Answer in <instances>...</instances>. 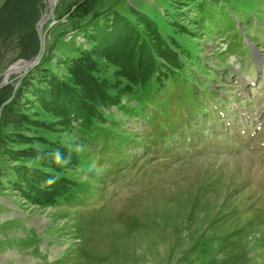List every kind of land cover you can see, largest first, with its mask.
<instances>
[{"label": "rangeland", "instance_id": "rangeland-1", "mask_svg": "<svg viewBox=\"0 0 264 264\" xmlns=\"http://www.w3.org/2000/svg\"><path fill=\"white\" fill-rule=\"evenodd\" d=\"M76 1L57 0L46 22L45 49L57 43L56 61L89 44L67 29ZM210 1L212 9L224 5L235 24L224 25L222 12L202 17L192 0H100L133 20L134 10L154 18L197 56L186 60L189 73H183L195 85L200 111L192 117V140L182 134L168 150L154 149L158 140L150 138L158 134L146 120L113 108L112 117L122 122L116 131L133 142L109 156L75 118L62 123L37 101L36 86L48 82L35 80L23 93V112L40 125L24 124L17 135L4 130L15 153L0 155V168L9 172L2 179L14 180L0 191V264H264V0ZM20 53L19 35L0 41V89L9 84L16 94L37 65L15 67L26 60ZM102 64L114 80L117 67ZM51 65L66 78L63 64ZM204 87L214 93L207 101ZM139 95L126 94L123 103L137 108ZM55 144L75 152L81 165L60 162L54 169L25 155ZM24 167L63 177L73 198L40 202L27 195L18 183Z\"/></svg>", "mask_w": 264, "mask_h": 264}, {"label": "trees", "instance_id": "trees-1", "mask_svg": "<svg viewBox=\"0 0 264 264\" xmlns=\"http://www.w3.org/2000/svg\"><path fill=\"white\" fill-rule=\"evenodd\" d=\"M192 1L202 17L211 18L212 12H222L224 25L235 24L230 13L225 12L224 5L218 4L212 9L210 0ZM74 5L77 16L70 20L67 29L83 34L89 44L87 47H75V54L69 58L59 56L58 61L54 59L57 43L46 45L40 63L29 76L31 78L27 77L24 81L25 91L16 94L15 87L9 84L0 89V155L7 149L11 151L7 153H15L7 147L10 135L4 132L5 128L12 127L17 135L22 134L24 124L29 127L40 125L39 120L34 122L23 112L24 103L21 101L24 92L32 91L28 87L35 80L48 82V87L36 86L37 101L59 116L62 123L75 118L88 131L91 139L88 141L98 142L109 156L122 153L121 146L127 147L133 142L132 138L124 136L125 131H116L121 128L122 122L112 117L113 108L122 111L125 116L137 114L143 117L149 125L148 130L151 128L152 134L153 131L158 134L156 138H150L158 140L154 149L160 146L162 150H168L182 134H187L192 140L197 131L192 117L200 115V111L194 97L195 85L183 73H189L186 60H196L195 53L185 48L174 34L161 30L160 23L154 18L137 10L133 12L137 19L133 20L114 7H104L100 0H77ZM46 8V0H4L0 6V41L19 35L20 56L34 60L41 47L37 24ZM169 23L172 21L169 20ZM176 27L174 25L171 29L178 32ZM103 59L117 67L112 76L114 80L104 74ZM57 62L63 64L68 72L66 78L51 65ZM166 75L167 84L164 81ZM138 91L139 107L123 103L124 95ZM213 94L207 87L201 92L205 101ZM107 122H111L113 127L106 129L102 126ZM182 123L184 125L177 128ZM174 129H178L177 134H167L166 130ZM25 151L27 157H38L46 167L59 169L60 162L81 165L75 152L56 144L50 148L34 147ZM124 160L123 156L115 163L118 165ZM19 173L18 183L26 187L27 195H35L37 201H52L55 198L69 201L73 198L71 185H67L66 180L57 174L52 175L37 167L20 168ZM7 175L9 172L0 168V191L14 182L2 179ZM75 185L77 192L82 193V188Z\"/></svg>", "mask_w": 264, "mask_h": 264}, {"label": "water", "instance_id": "water-1", "mask_svg": "<svg viewBox=\"0 0 264 264\" xmlns=\"http://www.w3.org/2000/svg\"><path fill=\"white\" fill-rule=\"evenodd\" d=\"M47 1H48L49 12L45 13L37 24V30H38V34L40 38V45H41L40 51L36 55L34 60L32 61L25 60V64H30V65L39 64L42 59V56L45 50V34H44L45 25H46L47 20L54 14V11H55V5L52 4L51 0H47ZM9 71H11V69Z\"/></svg>", "mask_w": 264, "mask_h": 264}, {"label": "bare ground", "instance_id": "bare-ground-1", "mask_svg": "<svg viewBox=\"0 0 264 264\" xmlns=\"http://www.w3.org/2000/svg\"><path fill=\"white\" fill-rule=\"evenodd\" d=\"M51 2H52L53 5H56L57 0H51ZM20 64H25V62L22 61V62L16 64L15 67L19 66Z\"/></svg>", "mask_w": 264, "mask_h": 264}]
</instances>
